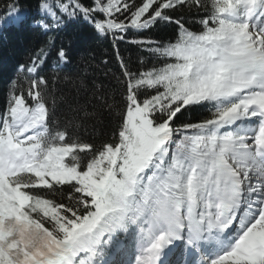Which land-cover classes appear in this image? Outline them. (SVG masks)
I'll use <instances>...</instances> for the list:
<instances>
[{
  "label": "snow or ice",
  "instance_id": "obj_1",
  "mask_svg": "<svg viewBox=\"0 0 264 264\" xmlns=\"http://www.w3.org/2000/svg\"><path fill=\"white\" fill-rule=\"evenodd\" d=\"M37 8L45 33L90 18L163 63L130 67L116 49L124 108L116 141L99 146L57 130L47 48L22 69L27 86L13 82L0 113V264H171L175 252L178 264H264V0ZM181 9L206 13L198 30ZM162 23L176 27L167 44L146 36ZM65 186L67 202L50 197Z\"/></svg>",
  "mask_w": 264,
  "mask_h": 264
},
{
  "label": "trees",
  "instance_id": "obj_2",
  "mask_svg": "<svg viewBox=\"0 0 264 264\" xmlns=\"http://www.w3.org/2000/svg\"><path fill=\"white\" fill-rule=\"evenodd\" d=\"M38 3L39 0H0V113L7 107L13 82L17 87L27 86L22 69L40 54L41 48H47L42 75L51 82V91L57 97V130L67 127L73 139L96 146L106 141L115 142L125 99L116 49L129 61L130 67L141 70L149 64H162L163 58L143 51L128 39L114 41L111 35L100 34L90 18L69 19L61 30L45 33L35 24L39 15ZM83 3L91 6L93 0H83ZM16 12L19 26L14 22ZM205 14L194 9L172 13L194 31L200 28L199 18ZM95 15L99 20V14ZM175 35V25L163 23L146 33L147 37L161 44L174 40ZM60 48L65 49L70 57L67 64L57 59L56 51ZM141 60H144V65H141ZM207 115V110L189 111L173 123L177 126L195 123ZM81 156L83 162V154ZM70 190L65 186L62 193L50 194V197L62 201V196Z\"/></svg>",
  "mask_w": 264,
  "mask_h": 264
},
{
  "label": "rangeland",
  "instance_id": "obj_3",
  "mask_svg": "<svg viewBox=\"0 0 264 264\" xmlns=\"http://www.w3.org/2000/svg\"><path fill=\"white\" fill-rule=\"evenodd\" d=\"M17 15H18V13L16 12V13H15V18L17 17Z\"/></svg>",
  "mask_w": 264,
  "mask_h": 264
}]
</instances>
